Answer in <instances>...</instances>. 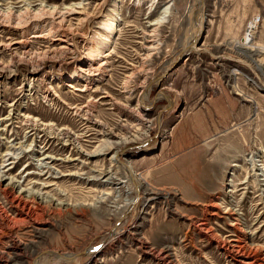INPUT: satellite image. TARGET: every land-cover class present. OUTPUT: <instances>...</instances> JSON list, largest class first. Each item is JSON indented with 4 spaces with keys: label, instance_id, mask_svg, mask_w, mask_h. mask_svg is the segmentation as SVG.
<instances>
[{
    "label": "rangeland",
    "instance_id": "rangeland-1",
    "mask_svg": "<svg viewBox=\"0 0 264 264\" xmlns=\"http://www.w3.org/2000/svg\"><path fill=\"white\" fill-rule=\"evenodd\" d=\"M165 8L159 50L149 59L147 83L153 84L141 102L140 82L126 83L127 76L145 54L143 32ZM84 31L92 40H111L110 76L97 92L81 95L47 73L34 86L25 82L32 98L21 101L25 66L15 83L0 79V164L13 163L7 176L20 185L6 193V182L0 190V264H264V0H107ZM197 36L202 49L185 60L182 51ZM12 37L16 33L0 29V41ZM105 91L124 106L139 103L150 111L149 140L114 162L105 156L64 163L77 158L80 147L98 144V130L73 107ZM208 108L221 111L212 135L172 152L175 125ZM29 115L67 128L76 143L65 146L53 133L33 131ZM96 117L121 135L136 129L129 113L107 102L98 104ZM46 155L58 159L48 160L52 175L41 162ZM129 163L140 187L123 168ZM77 170L78 176H67ZM21 187L48 196L29 197L32 218L25 221L12 204ZM229 242L239 247L227 250Z\"/></svg>",
    "mask_w": 264,
    "mask_h": 264
},
{
    "label": "bare ground",
    "instance_id": "bare-ground-1",
    "mask_svg": "<svg viewBox=\"0 0 264 264\" xmlns=\"http://www.w3.org/2000/svg\"><path fill=\"white\" fill-rule=\"evenodd\" d=\"M73 1L65 0L66 3H63L61 6H56L48 5L46 0H25L19 3L22 6L8 4L7 9H3L2 5H0V29L9 33H16L15 38H9L5 42L0 41V79L7 83H15L23 75L24 69L22 66H25L21 101L32 98V86L41 81L47 73L51 76V82H57L59 84L64 82L66 87L81 95H86L91 91L97 92L96 90H99V85L109 78L110 66L108 57L112 56V54H108L107 49L111 44L110 38L102 36L92 40L84 31L86 26L93 22L96 13L101 10L107 0H91L96 2L94 7L89 4H83V2L90 0H80L81 2L79 4H75ZM167 12L168 8H165L161 14L163 15L162 17L149 22L148 29L143 32L145 43L142 47L145 54L139 59L140 65L133 66V74L127 76L126 83H129L134 78L140 82L141 90L139 99L141 102L146 99L150 91V86L153 84L147 83L151 67L149 59L158 53L159 38L157 39V33L167 19ZM105 19L111 26V31L114 32L115 25L112 22L113 20L107 17ZM200 24L202 25L201 20ZM36 42H44L47 46L36 49L34 47ZM199 42L200 36H197L191 45L184 47L185 49L182 53L187 57L185 60H188V57L195 51L202 49L198 46ZM3 54H7V61L3 59ZM163 78H166V74ZM27 80L32 83V86L29 88L25 83ZM44 99H49V95L45 94ZM100 102H107L108 105L112 106L113 110L123 108L134 119L136 123L134 128L136 129L123 126L127 130L125 135H121L116 133V130L114 131L99 121L96 113ZM11 106L13 107V105ZM73 110L77 116L85 118L88 125L98 130L100 140L93 149L85 150L80 147L77 152V158L64 161V163L77 161L81 162V165H85L105 156H108L114 162L123 151L132 147H142L150 138L149 132L147 131L153 121L150 111L147 108H143L139 103L136 108L127 105L124 106L112 97L109 92L105 91L97 101H91L83 106L77 105L73 107ZM25 119L31 128H33V131L38 129L53 133L61 139V142L65 146L76 143L78 139L67 128L57 129L53 123L43 122L37 117L34 118L30 115L26 116ZM2 127L0 125V133L4 130ZM140 127H145L146 131H142ZM4 156L13 157L11 153H6ZM46 156L41 162L45 164L43 167L50 169L52 175L56 173V169L55 167H48L50 165L48 160L56 162L58 159L55 160L52 156ZM7 162L8 160L0 164V190H2L7 182V185L3 189L6 193L9 191L14 192L20 187L18 182L8 178L7 173L12 170L13 167L11 166L13 163L8 164ZM123 168L139 186V182L137 181L138 177H136L137 174L132 164L129 163L123 166ZM78 172L77 170V172L70 173L67 176H78ZM92 172L95 173L96 170H92ZM110 175L111 172L108 171L104 177H109ZM122 183L124 181H119V184ZM42 185L44 188L55 186V184L48 185L47 183H43ZM27 187H21L20 193L12 201L14 208L21 210L19 214L23 217V221L29 220L31 217L30 212L33 209L31 205H33L34 201L30 198L32 201L28 207L29 197L34 195L44 201L47 196L41 194V192L38 193L29 190L30 188ZM236 247L239 246H236L234 242H229L227 250L234 251ZM237 253L239 254L238 251ZM240 256L242 257L243 255ZM165 258L169 259L170 256L166 255ZM169 262L171 264L174 263L171 260Z\"/></svg>",
    "mask_w": 264,
    "mask_h": 264
},
{
    "label": "crops",
    "instance_id": "crops-1",
    "mask_svg": "<svg viewBox=\"0 0 264 264\" xmlns=\"http://www.w3.org/2000/svg\"><path fill=\"white\" fill-rule=\"evenodd\" d=\"M220 112V110L208 108L198 110L180 120L173 130L171 151L179 154L196 144L198 139L200 141L211 136L216 129V118L220 116Z\"/></svg>",
    "mask_w": 264,
    "mask_h": 264
}]
</instances>
